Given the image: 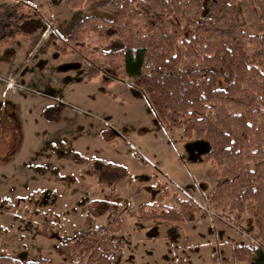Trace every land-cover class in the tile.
Here are the masks:
<instances>
[{"label":"rangeland","instance_id":"1","mask_svg":"<svg viewBox=\"0 0 264 264\" xmlns=\"http://www.w3.org/2000/svg\"><path fill=\"white\" fill-rule=\"evenodd\" d=\"M35 1L45 14L38 6L23 7L41 21L33 31L34 40L53 23L50 40L62 44L63 36L87 13L85 7L73 8L66 0ZM210 2L203 0L206 9ZM14 22L19 28L18 20ZM181 25L184 34L191 33L192 24ZM57 43L49 53L30 58L31 42L20 35L0 54V59H6L12 49L17 50L20 74L12 75L16 87L11 90L0 83V224L4 228L0 255L64 262L55 250L57 240L40 231L50 228L63 238L72 237L85 228L90 206L99 209L97 201H101L109 203L110 210L93 216L98 226L106 227L119 214L123 221L118 234L126 244L121 264H185L189 254L194 264H246L238 261L235 248L258 242V227L248 213L212 207V192L223 178L214 174L215 164L205 159L209 143L185 137L181 127L168 128L132 79L106 84L102 73L86 80L83 66L73 55L60 53ZM214 69L219 86H225L220 68ZM2 75L0 71V82ZM54 104H60L62 112L48 120L44 109ZM90 160L124 165L128 175L113 186L100 184ZM183 199L228 225L224 236L215 238L217 230L196 217L170 224L138 220L143 205L147 210L163 209V204L179 208ZM144 224L150 225L141 229Z\"/></svg>","mask_w":264,"mask_h":264},{"label":"trees","instance_id":"2","mask_svg":"<svg viewBox=\"0 0 264 264\" xmlns=\"http://www.w3.org/2000/svg\"><path fill=\"white\" fill-rule=\"evenodd\" d=\"M67 1L87 13L56 49L73 55L88 81L102 73L106 84L132 79L168 128L181 127L185 137L209 143L205 159L223 178L212 192L211 205L216 211L254 217L258 242L237 244L235 255L246 264H264V0H211L208 9L203 0ZM26 5L33 7L23 0L0 5L8 28L0 37V54L12 37L41 26L33 12L24 11ZM15 19L19 28L10 30ZM182 22L193 25L190 34H184ZM215 66L225 86H219ZM61 112L60 104L44 109L48 120ZM91 162L100 184L113 186L128 175L124 165ZM97 203L99 209L90 206L85 228L72 237L63 238L50 228L40 231L57 240L56 253L65 258L59 264L122 263L126 244L118 236L121 215L106 227L98 226L93 216L105 214L110 205ZM178 205L152 210L143 205L138 220L185 222L201 211L191 200H179ZM3 230L0 224V234ZM0 264L53 263L45 257L27 260L3 254Z\"/></svg>","mask_w":264,"mask_h":264},{"label":"crops","instance_id":"3","mask_svg":"<svg viewBox=\"0 0 264 264\" xmlns=\"http://www.w3.org/2000/svg\"><path fill=\"white\" fill-rule=\"evenodd\" d=\"M20 1H22V0H0V5L1 4H4V3H19ZM23 1H26V2L30 3L31 5H33V6H38V9L42 12V14H45L44 13L45 8H43V6L39 2H36L35 0H23ZM79 8H81V7H79ZM43 21H44V23H46V20L45 19ZM54 23H56V20H54ZM52 25H53V23H52ZM52 25H48L47 26V30L45 31V33H40V38H38L37 40H36V38L34 40V37H36V35H35L36 33H34L33 31L32 32H26L25 31V32H22V33H20V34H18L16 36L12 37L11 38V41L13 39H16L20 35H24V39L27 42H31V45H32V48L29 50V53H28V55H29L30 58H33L35 55H39V53H40V55H45V54L49 53V49L52 48V47H54L55 44L57 43V41H53L52 42L50 40L51 33H53V31L55 32V27H54V25L53 26ZM10 26H11L10 30L17 29L16 23L14 22V20H12L10 22ZM6 33H8V28L6 27V22L0 17V37L4 36ZM18 56H19V52L17 50L12 49L11 54L6 59H0V71H2V73H3L0 83L7 89V91L8 90H11V88L8 86L7 78L8 77L9 78L10 77H13L14 75H17V76L20 75L18 73V69H16V63H15L16 62V58ZM13 92H15V91H13ZM6 103H8L9 105H11V101H9V100H7ZM244 216H248V215H239L240 218H243ZM195 219L196 220L197 219L198 220H202L204 223H208V227H210L209 226V224H210L211 225V228L212 227L215 228L214 230H217V234L215 235V238H217V235L218 236L219 235H223L224 236L225 231H228V228H229L228 225H226L223 221H221L220 219H217L215 216L211 215L210 213L205 212V210H201L196 215V218ZM245 220L248 221V219H246V218H245ZM165 224H167V222ZM149 225L150 224H144V226H141L142 227L141 229H144V228H146V226L148 227ZM149 237H151L150 239H153V238H156L157 236L155 234V236L150 235ZM210 239H211V241L214 240L212 234H210ZM210 239L208 238V240H210ZM186 247L185 248H180L178 251H180L181 249H186ZM202 247H204V246H202ZM197 248L198 247L193 248V249H197ZM198 253H199V251H197V253H195V256L196 255L199 256ZM162 263L163 264H167V263H164V262H162ZM184 263L185 264H194V260L192 259V257H191L190 254H189L188 261H187V259H185L184 260ZM132 264H135V263L133 262ZM235 264H240V263H237L236 262Z\"/></svg>","mask_w":264,"mask_h":264},{"label":"built area","instance_id":"4","mask_svg":"<svg viewBox=\"0 0 264 264\" xmlns=\"http://www.w3.org/2000/svg\"><path fill=\"white\" fill-rule=\"evenodd\" d=\"M7 83H8V86L10 88H15L16 87L15 79L13 77L8 78L7 79Z\"/></svg>","mask_w":264,"mask_h":264}]
</instances>
